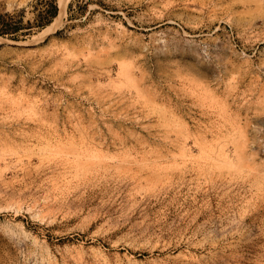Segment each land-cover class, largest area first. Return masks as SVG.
I'll return each instance as SVG.
<instances>
[{
	"label": "rangeland",
	"instance_id": "374dc122",
	"mask_svg": "<svg viewBox=\"0 0 264 264\" xmlns=\"http://www.w3.org/2000/svg\"><path fill=\"white\" fill-rule=\"evenodd\" d=\"M46 2L0 0V264H264V0Z\"/></svg>",
	"mask_w": 264,
	"mask_h": 264
},
{
	"label": "trees",
	"instance_id": "16d2710c",
	"mask_svg": "<svg viewBox=\"0 0 264 264\" xmlns=\"http://www.w3.org/2000/svg\"><path fill=\"white\" fill-rule=\"evenodd\" d=\"M57 14V6L55 0H47L44 14L41 18L37 19V25L39 27H45L48 25ZM18 27H13L12 29H17ZM1 33V32H0Z\"/></svg>",
	"mask_w": 264,
	"mask_h": 264
},
{
	"label": "bare ground",
	"instance_id": "6f19581e",
	"mask_svg": "<svg viewBox=\"0 0 264 264\" xmlns=\"http://www.w3.org/2000/svg\"><path fill=\"white\" fill-rule=\"evenodd\" d=\"M67 2H68V0H59L60 13H59L58 16L55 18L54 22H52V23L48 26V28L45 29V30H50V29H52V28H54V27L56 26L57 21L59 20V18H60V16H61L60 14H61L62 12H64L65 5H66Z\"/></svg>",
	"mask_w": 264,
	"mask_h": 264
}]
</instances>
